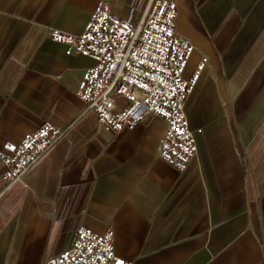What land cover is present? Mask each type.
Returning <instances> with one entry per match:
<instances>
[{
    "label": "crops",
    "instance_id": "crops-1",
    "mask_svg": "<svg viewBox=\"0 0 264 264\" xmlns=\"http://www.w3.org/2000/svg\"><path fill=\"white\" fill-rule=\"evenodd\" d=\"M100 1L0 0V150L45 122L64 132L10 189L0 160V264H43L80 227L112 229L134 264H264V0H176L185 78L208 60L184 172L160 158L164 118L115 132L76 95L94 61L50 30L81 34ZM104 1L138 24L150 0Z\"/></svg>",
    "mask_w": 264,
    "mask_h": 264
},
{
    "label": "built area",
    "instance_id": "built-area-1",
    "mask_svg": "<svg viewBox=\"0 0 264 264\" xmlns=\"http://www.w3.org/2000/svg\"><path fill=\"white\" fill-rule=\"evenodd\" d=\"M176 0H150L138 24L113 14L106 1L94 8L85 30L72 35L51 29L50 36L64 43L69 53L90 58L76 90L79 99L96 113L101 125L115 132L132 129L159 116L167 128L160 158L184 172L198 146L186 105L207 65L204 58L191 78H185L195 47L177 32ZM123 97V106L117 101ZM50 122L28 134L20 144L0 150L6 188H12L62 137ZM43 264H134L116 254L115 232L99 234L80 227L71 247Z\"/></svg>",
    "mask_w": 264,
    "mask_h": 264
}]
</instances>
